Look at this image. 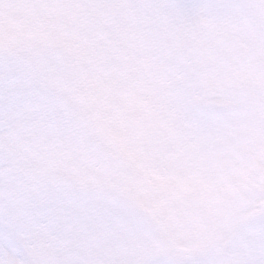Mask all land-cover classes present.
Here are the masks:
<instances>
[{
	"label": "snow or ice",
	"instance_id": "1",
	"mask_svg": "<svg viewBox=\"0 0 264 264\" xmlns=\"http://www.w3.org/2000/svg\"><path fill=\"white\" fill-rule=\"evenodd\" d=\"M0 264H264V0H0Z\"/></svg>",
	"mask_w": 264,
	"mask_h": 264
}]
</instances>
